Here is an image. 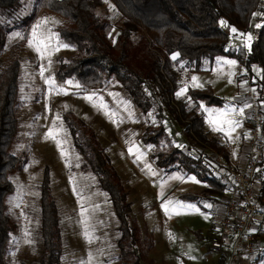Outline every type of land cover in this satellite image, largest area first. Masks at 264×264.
<instances>
[{"label": "rangeland", "instance_id": "obj_1", "mask_svg": "<svg viewBox=\"0 0 264 264\" xmlns=\"http://www.w3.org/2000/svg\"><path fill=\"white\" fill-rule=\"evenodd\" d=\"M36 1L22 0L21 6L13 11L0 10V27L6 28L0 69L14 57L19 61L18 129L10 151L20 157V164L10 173L13 187L6 197L10 232L6 246L8 264L41 262V192L45 169L59 213L62 252L58 264H119V217L109 194L99 186L86 155L74 144L65 118L67 111H73L94 129L128 191V217L138 226L136 249L142 264H264V252L259 256L264 250V217L255 228L261 246L249 260L232 261L230 248L224 247L226 254L219 261L220 254L211 251L208 242L217 203L201 194L204 182L182 170L167 171L151 157L155 146L142 141L141 136L147 125L159 122L184 150L194 154L200 150L210 152L183 133L165 106L159 120L155 107L142 111L116 79L101 86L86 87L72 78L57 77L55 71L60 60H66L74 47L56 35L55 25L64 20L56 13L41 10L26 30L21 20L32 11ZM96 11L106 18V31L115 38L122 15L113 0H102ZM259 15V11L254 12L246 30L221 16L219 23L229 34L226 48L247 49L255 36L254 27L261 22ZM232 28L237 31L233 32ZM249 34L251 40H248ZM229 60H235L236 64H227ZM175 65L180 70L176 94L186 93L189 87L211 85L222 97L220 103L189 99V104H196L205 117L206 129L220 134L232 152L240 144L243 147L245 105L236 96L244 82H248L245 64L236 56L220 54L213 60L204 58L199 69L185 66L183 61ZM253 70L256 76L260 73V67L254 66ZM232 108L237 111L227 118L210 116L205 111ZM240 108H244L243 114ZM229 118L239 121L235 129L214 130L217 124ZM240 152L241 148L231 155L232 168H239ZM210 154V164L221 175L225 167ZM261 170L263 183L264 164ZM193 176L200 183L192 181ZM182 193L197 194L198 199L184 198ZM176 202L194 204L196 208H181ZM207 204L212 208L205 207ZM166 206L168 211H165Z\"/></svg>", "mask_w": 264, "mask_h": 264}, {"label": "trees", "instance_id": "obj_2", "mask_svg": "<svg viewBox=\"0 0 264 264\" xmlns=\"http://www.w3.org/2000/svg\"><path fill=\"white\" fill-rule=\"evenodd\" d=\"M121 12L119 32L115 38L107 33V23L97 11L102 0H37L21 22L28 27L41 10L64 18L54 30L59 39L74 47L66 60L56 69L59 79L72 78L83 86L97 87L111 79L118 80L136 105L144 112L155 107L160 120L165 106L195 144L210 152L190 153L177 145L161 122L149 124L142 133L145 143L155 146L151 157L167 171L182 170L204 182L201 194L215 201L225 191L220 172L210 164V153H219L229 162L231 150L218 133L206 129L201 110L189 104L204 101L218 104L222 97L211 85L189 87L177 95L180 70L176 63L199 69L204 58L216 55L236 56L248 69L246 79L257 86L258 97L264 99V0H113ZM22 0H0V10L13 11ZM259 11V26L247 49L226 48L229 34L219 23L223 16L230 24L246 30L254 12ZM26 31V34H27ZM4 26L0 27V53L5 44ZM176 52L177 58L171 54ZM260 67L256 76L253 67ZM17 57L0 69V264H8L6 246L10 238L6 197L13 187L10 173L20 164V157L10 151L17 129L18 99ZM253 76L255 78L253 79ZM74 144L86 155L99 186L110 196L119 217L121 230L117 238L119 264H142L136 249L138 226L130 220L128 191L114 168L109 155L97 140L94 129L73 111L65 113ZM224 167V163H220ZM44 170L41 192V235L43 253L40 264H58L62 252L59 213L48 186ZM264 202V182L261 184ZM182 197L198 199L197 194L182 193ZM224 255L219 256L223 260Z\"/></svg>", "mask_w": 264, "mask_h": 264}, {"label": "built area", "instance_id": "obj_3", "mask_svg": "<svg viewBox=\"0 0 264 264\" xmlns=\"http://www.w3.org/2000/svg\"><path fill=\"white\" fill-rule=\"evenodd\" d=\"M246 80L236 96L245 105L243 162L238 164L239 168H232L230 161L224 162L219 153H213L217 161L224 163L225 171L220 176L226 188L215 200L216 211L208 236L211 251L225 256L223 248L229 247L230 259L241 263L260 248L255 228L264 217L260 181L264 164V99L258 97L256 84L249 77Z\"/></svg>", "mask_w": 264, "mask_h": 264}, {"label": "snow or ice", "instance_id": "obj_4", "mask_svg": "<svg viewBox=\"0 0 264 264\" xmlns=\"http://www.w3.org/2000/svg\"><path fill=\"white\" fill-rule=\"evenodd\" d=\"M259 26V25H258ZM232 31L233 32H236L237 30L235 28H232ZM33 35H35V32H33ZM240 35H245L243 33H241ZM248 40H251V35L249 34L248 35ZM39 51V49H37ZM177 57L176 55H173L172 59L175 60ZM227 64H230V65H235L236 64V61L235 60H229L226 62ZM194 80L196 79L195 77L193 78ZM186 91V89H185ZM181 93H177V95H180ZM89 99H91V97H89ZM247 106V105H246ZM206 112H208V114L210 116H213V115H217L218 117H223V118H227V117H230L233 113H235L237 111V109L235 108H232V109H225V110H219V112H215V111H210L208 109H205ZM239 112L241 114H243L244 112V108H240L239 109ZM59 117H57L58 119ZM239 125V121H233L231 120L230 118L229 119H224L222 123L220 124H217L215 127H214V130L216 131H221V132H224L225 130V127H228L230 129H235L237 126ZM49 135H51V133H49ZM227 135L230 137L231 136V131H229L227 133ZM129 151H131V149H129ZM190 179L196 183H200L199 181H196L195 180V177H190ZM172 203V202H170ZM177 205L181 208L183 207H188V208H196V205L194 204H187V205H184L182 202H176ZM205 207L207 208H212V205L211 204H207L205 205ZM165 211H168V208L167 206L165 207ZM179 214V213H177Z\"/></svg>", "mask_w": 264, "mask_h": 264}, {"label": "crops", "instance_id": "obj_5", "mask_svg": "<svg viewBox=\"0 0 264 264\" xmlns=\"http://www.w3.org/2000/svg\"><path fill=\"white\" fill-rule=\"evenodd\" d=\"M55 73H56V71H55ZM244 83H245V82H244ZM242 84H243V83H242ZM232 141H233V140H232ZM240 148H241V152H240V154H239V158H238L237 164H241V163L243 162V157H244L243 152H244L245 149H246V144H244L243 147H242L241 144H240V145H238L236 148L233 149V152L231 151V155H232V154H234V152H235L236 150H238V149H240ZM262 252H264V250H261L259 256L262 254ZM218 260H219V259H218ZM219 261H222V260H219Z\"/></svg>", "mask_w": 264, "mask_h": 264}]
</instances>
